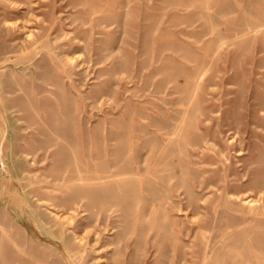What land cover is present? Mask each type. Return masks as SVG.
<instances>
[{
  "label": "rangeland",
  "instance_id": "1",
  "mask_svg": "<svg viewBox=\"0 0 264 264\" xmlns=\"http://www.w3.org/2000/svg\"><path fill=\"white\" fill-rule=\"evenodd\" d=\"M0 264H264V0H0Z\"/></svg>",
  "mask_w": 264,
  "mask_h": 264
},
{
  "label": "bare ground",
  "instance_id": "2",
  "mask_svg": "<svg viewBox=\"0 0 264 264\" xmlns=\"http://www.w3.org/2000/svg\"><path fill=\"white\" fill-rule=\"evenodd\" d=\"M5 108V107H4Z\"/></svg>",
  "mask_w": 264,
  "mask_h": 264
}]
</instances>
